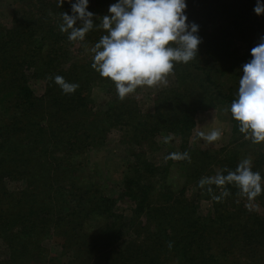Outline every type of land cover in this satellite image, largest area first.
<instances>
[{"label":"trees","instance_id":"16d2710c","mask_svg":"<svg viewBox=\"0 0 264 264\" xmlns=\"http://www.w3.org/2000/svg\"><path fill=\"white\" fill-rule=\"evenodd\" d=\"M13 1L11 26L0 24V264H264V192L249 200L231 184H199L246 157L264 177V143L244 139L227 110L241 65L264 35L255 0H187L202 42L195 59L167 75L173 82L151 112L132 93L119 98L91 68L86 47L104 30L70 42L59 31L68 3ZM115 2L89 0L95 24ZM56 75L79 87L64 94ZM33 80L44 82L42 96ZM208 111L228 116V146H194ZM116 136L129 153L120 182L87 163L90 150ZM170 136L179 152L165 142ZM201 201L210 203L205 215Z\"/></svg>","mask_w":264,"mask_h":264},{"label":"clouds","instance_id":"9594fccd","mask_svg":"<svg viewBox=\"0 0 264 264\" xmlns=\"http://www.w3.org/2000/svg\"><path fill=\"white\" fill-rule=\"evenodd\" d=\"M64 3L70 5L71 14H60L59 31L66 33L70 42H83L94 27L104 30L105 34L90 48L86 47V51L91 56V68L115 84L121 99L138 87L166 83L176 64H187L197 57L202 41L199 25L188 19L187 0H116L108 6L99 24H95L97 16L88 10L89 0H59L60 7ZM253 12L264 15V0H255ZM250 57L241 65L235 98L227 110L244 139L261 144L264 143V35L250 49ZM52 79L64 94H72L79 87L59 75ZM199 135L214 142L222 132L212 129ZM183 157L188 158V153H183ZM262 181L264 177L252 170V160L246 157L235 170L201 178L199 184L218 187L231 184L251 200L264 192ZM228 195L227 190L222 193Z\"/></svg>","mask_w":264,"mask_h":264},{"label":"rangeland","instance_id":"374dc122","mask_svg":"<svg viewBox=\"0 0 264 264\" xmlns=\"http://www.w3.org/2000/svg\"><path fill=\"white\" fill-rule=\"evenodd\" d=\"M15 8L13 0H0V24L5 27L11 26L12 13ZM173 82L172 78H166V83H161L154 85L152 87L142 86L138 87L132 94L137 100L139 107L144 112H151L154 108V102L156 95L159 90L164 87L170 86ZM31 88L35 95L42 96L44 94L45 85L43 81L33 80L30 82ZM97 92V91H96ZM100 97V95H98ZM101 99V98H98ZM212 129H219L222 132L220 139L214 142L205 141L199 133L203 132L207 134ZM232 124L230 123L228 116L224 113L208 111L200 116L197 127L194 131V136H196V143L194 146L201 149H211L218 150L228 146L231 139ZM113 137V136H111ZM110 137V138H111ZM118 136L112 139L113 142L108 148L100 151L90 150L87 155V163L90 169H95L96 172H106L110 180L120 182L122 179V172L124 170V163L129 153L126 146L119 144ZM194 139V138H193ZM160 140V139H159ZM162 140L164 138L162 137ZM166 143H168L171 148L178 150L180 140L175 136L165 137ZM173 140V141H172ZM161 141V140H160ZM179 152V150H178ZM175 177L178 178L179 175L175 173ZM210 207L208 201H201L199 204L200 214L205 215ZM118 210L122 213L124 207L118 206ZM127 214V213H124ZM45 246L55 255L60 252V247L56 245L55 242H46Z\"/></svg>","mask_w":264,"mask_h":264}]
</instances>
